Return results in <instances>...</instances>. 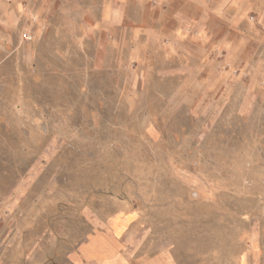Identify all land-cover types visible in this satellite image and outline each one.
Here are the masks:
<instances>
[{"label":"rangeland","instance_id":"374dc122","mask_svg":"<svg viewBox=\"0 0 264 264\" xmlns=\"http://www.w3.org/2000/svg\"><path fill=\"white\" fill-rule=\"evenodd\" d=\"M29 1L46 10L29 26L0 9V264H89L81 248L116 236L179 264L264 244L254 12L217 27L215 0Z\"/></svg>","mask_w":264,"mask_h":264},{"label":"crops","instance_id":"0c3cea01","mask_svg":"<svg viewBox=\"0 0 264 264\" xmlns=\"http://www.w3.org/2000/svg\"><path fill=\"white\" fill-rule=\"evenodd\" d=\"M96 4L99 6V10L103 11L105 14H111L113 0H95ZM93 0V2H95ZM12 2V13L10 15V20L13 25L19 26H29L31 22V6H34L33 13L35 15H43L46 10L40 3L34 4L29 0H11ZM34 4V5H33ZM95 4V5H96ZM204 3H202L203 5ZM41 5V8H40ZM205 5V4H204ZM232 6L234 11H237L235 17L229 19L227 25L232 27L240 28V18L242 16H247L248 12H254L253 19L251 22L247 23L246 34L248 36L249 42L253 44H258L257 51L264 50V0H215L213 5V10L216 16L221 17L219 20L215 21L217 27H222L224 20L222 18L225 15L226 9ZM6 8L4 0H0V9ZM108 12V13H107ZM115 19L119 18L117 13H113ZM219 22V23H218ZM185 27L184 25H182ZM202 34L206 36V27L209 26V21L206 19L202 20ZM218 32V30H216ZM244 32V31H242ZM245 36V35H241ZM216 37H221V33H218ZM226 39L229 34L225 35ZM224 40L222 39L221 43ZM217 48H220L219 46ZM235 47H230L229 52L236 51ZM258 53L253 52L251 55L253 58L250 63L245 64L246 70H248L253 76L264 74V53L259 56ZM231 60V59H230ZM233 67L237 64L231 60L229 63ZM235 65V66H234ZM264 80V78H263ZM251 84L253 88L258 87V80L253 79ZM97 238V237H96ZM93 239V238H92ZM92 239L84 245L81 250L76 254L78 263L88 262L89 264H179V261L175 255L174 250L170 249H160L154 251L152 248L147 252L136 249L135 254H132L131 250L121 251L118 248V236H116V243L112 244L110 242L98 241L97 239ZM250 250L246 252L240 259H233L229 264H264V255L260 254V246L264 244H258L253 239ZM125 252V253H124ZM216 264H226L223 258H219Z\"/></svg>","mask_w":264,"mask_h":264},{"label":"built area","instance_id":"2783aa9c","mask_svg":"<svg viewBox=\"0 0 264 264\" xmlns=\"http://www.w3.org/2000/svg\"><path fill=\"white\" fill-rule=\"evenodd\" d=\"M22 38H23L24 40H30V39H31V36L29 35V33H24V34L22 35Z\"/></svg>","mask_w":264,"mask_h":264}]
</instances>
